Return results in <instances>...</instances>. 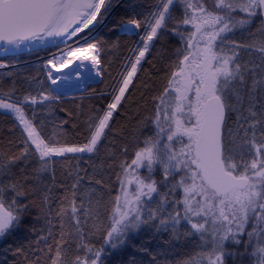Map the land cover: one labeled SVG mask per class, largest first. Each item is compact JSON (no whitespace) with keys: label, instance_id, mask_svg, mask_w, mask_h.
I'll return each instance as SVG.
<instances>
[{"label":"snow or ice","instance_id":"1","mask_svg":"<svg viewBox=\"0 0 264 264\" xmlns=\"http://www.w3.org/2000/svg\"><path fill=\"white\" fill-rule=\"evenodd\" d=\"M0 53V264H264V0H0Z\"/></svg>","mask_w":264,"mask_h":264},{"label":"bare ground","instance_id":"2","mask_svg":"<svg viewBox=\"0 0 264 264\" xmlns=\"http://www.w3.org/2000/svg\"><path fill=\"white\" fill-rule=\"evenodd\" d=\"M72 67H73V65H70L67 68L60 69V74L70 72ZM53 71H55V69H53ZM82 83L83 82H78L77 81L75 73H73L70 79H68V80H66L64 82H58L57 85H55V87L60 88L61 90H68V89H71V88H73L75 86H79Z\"/></svg>","mask_w":264,"mask_h":264},{"label":"trees","instance_id":"3","mask_svg":"<svg viewBox=\"0 0 264 264\" xmlns=\"http://www.w3.org/2000/svg\"><path fill=\"white\" fill-rule=\"evenodd\" d=\"M39 55L43 56V53H39ZM5 55L0 56V58H3ZM20 63L18 64L19 67L23 68V67H28V65L23 64L24 60H30V61H34L35 60V55H31L29 56L27 53L21 54L20 55ZM14 63H16V61H13ZM3 71V70H0ZM69 95H79L80 94V90L78 91H72L70 93H68Z\"/></svg>","mask_w":264,"mask_h":264},{"label":"rangeland","instance_id":"4","mask_svg":"<svg viewBox=\"0 0 264 264\" xmlns=\"http://www.w3.org/2000/svg\"><path fill=\"white\" fill-rule=\"evenodd\" d=\"M2 55H5L4 53H0V56H2ZM83 86H84V83H82V86L81 87H79V88H73V89H70V90H63V91H65V92H67V93H70V92H72V91H76L77 89H83Z\"/></svg>","mask_w":264,"mask_h":264}]
</instances>
